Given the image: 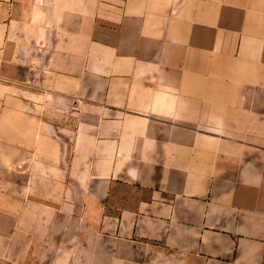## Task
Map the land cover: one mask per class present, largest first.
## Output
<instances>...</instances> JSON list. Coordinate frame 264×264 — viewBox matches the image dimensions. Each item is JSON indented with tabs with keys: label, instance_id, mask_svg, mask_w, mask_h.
<instances>
[{
	"label": "crops",
	"instance_id": "1",
	"mask_svg": "<svg viewBox=\"0 0 264 264\" xmlns=\"http://www.w3.org/2000/svg\"><path fill=\"white\" fill-rule=\"evenodd\" d=\"M0 196L7 259L30 196L67 264H264V0H0Z\"/></svg>",
	"mask_w": 264,
	"mask_h": 264
},
{
	"label": "rangeland",
	"instance_id": "2",
	"mask_svg": "<svg viewBox=\"0 0 264 264\" xmlns=\"http://www.w3.org/2000/svg\"><path fill=\"white\" fill-rule=\"evenodd\" d=\"M50 187V182L45 183V190H50ZM2 197L0 196V203H2ZM35 199V197L29 196L28 200L34 204L28 210V220L30 229H32L28 237V249L25 254L16 251L17 253H13L8 259L0 254V264H67V242L69 238L73 240L74 237H77V234L74 233L77 227L68 233V217L64 215L65 213H61L59 217L52 215L50 200L44 201L45 209H39L35 205ZM16 204L19 206V201H16ZM60 204H62V200ZM55 220L56 223H53ZM55 225H58V228ZM57 243L59 248H53Z\"/></svg>",
	"mask_w": 264,
	"mask_h": 264
}]
</instances>
